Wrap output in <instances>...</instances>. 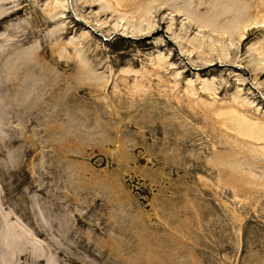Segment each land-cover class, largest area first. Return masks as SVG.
Segmentation results:
<instances>
[{
    "label": "rangeland",
    "instance_id": "rangeland-1",
    "mask_svg": "<svg viewBox=\"0 0 264 264\" xmlns=\"http://www.w3.org/2000/svg\"><path fill=\"white\" fill-rule=\"evenodd\" d=\"M210 1L192 7L204 13ZM46 4L23 0L0 22V264H264V144L233 157L262 183L233 190L222 158L239 133L185 92L209 68L197 80L215 79L206 101L229 107L239 93L264 107V27L233 45L225 35L228 56L218 45L190 59L196 27L178 38L187 21L176 12L171 27L167 6L140 32L124 25L132 14H100L97 0H72L64 28ZM88 31L91 71L53 46ZM159 53L167 70L136 89L142 78L123 70L152 71Z\"/></svg>",
    "mask_w": 264,
    "mask_h": 264
},
{
    "label": "bare ground",
    "instance_id": "bare-ground-1",
    "mask_svg": "<svg viewBox=\"0 0 264 264\" xmlns=\"http://www.w3.org/2000/svg\"><path fill=\"white\" fill-rule=\"evenodd\" d=\"M22 1L23 0H0V22L19 12L21 9L19 6L21 5ZM40 1L42 0H29V2L33 3L34 5H39ZM192 1L193 0H97V2L100 3V14L110 12L113 16H116L117 14V18H121L122 20L126 19L125 17L127 15L132 14L131 18L128 19V21H125L124 25L130 24L139 31H152L151 19L158 9H162L166 6L168 7L172 17L171 27L174 25L176 20V18H174L175 15L173 14L176 12L181 14V16L185 17L184 20L187 21V26L184 28V34H179L177 37L184 40V38L189 36V33L194 26L197 30V34L189 42L192 45V50L188 52L190 59L195 58L196 55L200 57L202 54L211 59L214 52L218 50V45L222 47L221 56H228L229 53L227 48L224 47V44L220 45V43L225 40V35L230 36V44L233 45L234 35L237 32L241 31L240 39L243 40L244 36L246 35L245 33L247 27L253 24L259 25V27H264V0H254V2L253 0H225V2L219 1L222 9L213 7L211 5L214 1L216 3V0H214L207 4L209 10H206L204 13L200 11V5L197 8H193ZM200 2L204 4L206 0H200ZM88 3H94V1ZM72 7V0H47V9H45V13L47 16H49L51 22L59 21L62 23H60L61 27L64 28L62 19L68 18V13L72 11ZM252 9L254 12H251ZM223 17L225 18L222 19ZM144 23H147L146 29H143L142 27ZM47 24H50V22H46L42 26H46ZM163 24L164 22L161 23V25ZM67 31H70V29ZM91 36V33L88 31L86 33H82L79 38L74 36L63 42L56 41L54 42L53 46H57L60 57H69L70 55H75L77 59L80 60L82 67L89 70L87 67L88 63L82 58L81 40H88L91 38ZM69 49L71 50L70 53L68 52ZM30 50V48L27 50L26 55L30 54L32 56L33 53H29ZM255 50H257L256 52H258L259 56L261 57V61L259 62L261 65V63L264 62V40L257 42ZM18 59L19 58L17 57L13 61L5 60V66H8L11 63H13V65L16 64ZM201 59L204 58L202 57ZM167 63L168 59L159 53L152 71H134L131 68H126L123 70V72L128 74L134 73L137 76H140L142 78L141 82L138 84L135 83L134 87L136 86V89L138 87L142 88L141 84L149 82V76H158V73L167 70ZM210 66L215 65L209 64V67ZM209 71V68L202 72L200 71L197 74L198 79L195 81L193 79H189L186 83L187 87L185 92L188 99L194 101V103L200 102L203 107H212L213 110L216 111V115L219 117L220 122H223V127H225L224 133L232 136L233 131L237 129L239 134L236 136V139L234 141L229 139L230 141H228L229 147L231 148L229 155L227 157L223 156L222 159L225 162H230L231 168H233V171L229 174L230 180L228 181V185L231 186L233 190H238L237 192L245 191V188L248 184H260L262 183V180H254V177L249 173L248 175L240 176V164L237 163L236 165L233 162V157L242 155L245 161L249 160L248 154L252 155V150H250V147H258V143L260 142L264 144V107H257L254 110V107L256 106L253 105V102H251L247 97L242 98L239 93L233 96V99L230 102V108L224 105L222 106L217 102L206 101L203 98L206 97V94L201 90L205 88V91L210 92V87L214 84L215 79H205L201 85L203 88L201 86L198 87L199 83L197 80H200L199 77L203 73L208 76L210 73ZM186 73H188V71H186ZM7 74L11 76L12 72ZM88 77H90V79H97L93 77L92 74H89ZM195 97H199L200 100H197L196 102V100H194ZM247 145H249V148L248 150H245ZM243 147H245V149H243ZM7 235L9 234L7 233ZM8 237H10V235L6 236V238H3V242L9 241ZM11 239L14 245L17 244V237L15 238V236H12ZM7 247L9 248L10 246Z\"/></svg>",
    "mask_w": 264,
    "mask_h": 264
}]
</instances>
